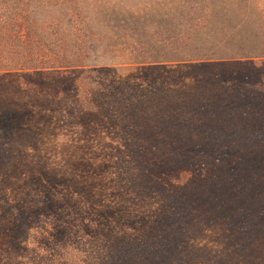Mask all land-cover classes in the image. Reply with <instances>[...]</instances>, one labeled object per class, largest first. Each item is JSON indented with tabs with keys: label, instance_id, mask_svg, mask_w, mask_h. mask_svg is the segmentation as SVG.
<instances>
[{
	"label": "rangeland",
	"instance_id": "374dc122",
	"mask_svg": "<svg viewBox=\"0 0 264 264\" xmlns=\"http://www.w3.org/2000/svg\"><path fill=\"white\" fill-rule=\"evenodd\" d=\"M131 1V7H137V1L143 2ZM153 2L158 17L167 14L175 22L167 23L162 30L180 29V7L169 0ZM27 11L41 18L37 25L27 23ZM49 13L53 14L54 8H46L41 0H0V69L5 68V61L16 62L30 50L42 48L54 55L53 29L44 39L34 34L42 29ZM48 77L0 71V264H115L110 255V251L117 252L113 244L136 250V257L129 258L133 254L129 253L130 261L121 264H252L249 257L253 252L264 257V231L249 230V239L240 236L246 222L242 228H233L234 221L225 218L226 203L209 208L198 202L184 211L176 202L161 200L165 193L161 197L153 194L145 205L129 193L114 197L115 186L127 184L130 178L125 172L136 166V160L126 157L133 148L126 139H132L135 133L117 134L103 124L88 127V118L76 117L75 109V114L72 112L71 79L62 83L58 74ZM63 91L67 96L62 95ZM161 101L157 100L159 105ZM240 105L226 103L221 107L235 119L226 124L217 118L212 121L228 129L230 135L209 132L202 147H195L197 150H185L183 145L180 148L171 136L167 138L168 146L163 139L158 140L159 145L154 139H142L133 152H142L153 166L155 158L150 153L156 151L155 147L175 157L177 163L181 158L182 165L189 164L187 159L193 160L190 165L194 167L186 168L188 181L184 187L180 191L172 187L171 193L181 203L183 199L194 201L189 192L205 191L220 181L219 176L217 180L211 178L214 174L225 179L235 174L236 182L246 179L247 185L245 173L249 168L244 169L237 155L247 158L253 152L264 154V118L258 120L257 109L247 111ZM126 117L131 121L129 115ZM159 117L168 119L169 114H152L151 121ZM209 120L204 123L206 127L211 125ZM77 125L82 128L78 130ZM119 138L121 145L117 144ZM223 149L235 155V164L228 170L217 164V153ZM82 164H88L87 171ZM93 180L110 187L103 189V200L90 199L84 192L82 184ZM261 198L264 200V196ZM108 202L115 211L106 212L104 205ZM152 231L153 236H148ZM158 240L164 242L163 247L148 248ZM259 258L256 260L264 264Z\"/></svg>",
	"mask_w": 264,
	"mask_h": 264
},
{
	"label": "trees",
	"instance_id": "16d2710c",
	"mask_svg": "<svg viewBox=\"0 0 264 264\" xmlns=\"http://www.w3.org/2000/svg\"><path fill=\"white\" fill-rule=\"evenodd\" d=\"M147 1H137V7H131V0H41L46 8L53 7L54 13L46 14L47 20L42 25L46 29L42 27L34 34L44 39L53 29L54 55L42 48L30 50L29 55L16 62L5 61V68L0 71L37 77L58 74L62 83L69 78L74 99L71 107L74 114L76 110V117L88 118L86 123L91 125L88 127L103 124L117 134L135 133V137L126 139L133 145L126 157L136 160V166L125 172L130 178L127 184L115 186L114 197L129 193L145 205L153 194L161 197L165 193L161 200L176 202L184 211L198 202L209 208L226 203L225 218L233 220L232 227L238 229L246 222L240 236L249 239V230L264 231L263 153H249L247 158L237 155L244 169L249 168L245 173L249 178L247 185L246 179L236 182L235 174L227 179L214 174L211 178L219 176L220 181L210 184L205 191L195 188L189 192L194 201L183 199L181 203L171 193L172 187L179 191L184 187L188 181L186 168L194 167L190 165L193 160L187 159L188 166L182 165L181 158L177 163L175 157L170 158L155 147L156 151L150 153L155 158L153 166L142 152L133 151L138 142L147 138L154 139L157 145L163 139L167 145V138L172 136L170 139L176 140L180 148L183 145L185 150H197L195 147H202L209 132L219 131L217 135L222 137L230 135L228 129L212 123L216 118L225 124L235 119L221 108L226 103L242 104L240 108L247 111H250L247 108L257 109L258 120L264 118V107L261 108L264 106V0H169L174 7H180L182 15L177 22L183 25L165 31L162 28L167 23H175L173 18L167 14L158 17L153 0ZM24 18L29 25H37L36 21L41 19L33 11H27ZM62 95L67 96V92L63 91ZM158 99L164 100L162 105ZM164 113L169 114L168 119L159 117L151 121L152 114ZM208 117L211 125L206 127ZM77 127L79 130L82 125ZM118 140L117 144L121 145L122 141ZM217 158V164L227 170L236 161L235 155L226 149L219 151ZM81 167L87 171L85 167L89 166ZM82 186L90 199L100 200L103 189L110 188L94 180ZM109 204L104 205L106 212L115 211ZM148 236H153V231ZM113 245L117 254L110 251V255L115 258V264L130 261L129 253H133L129 258L137 255L131 246ZM149 245L148 248L155 249L163 247L164 242L152 241ZM243 245L246 247L248 243ZM246 252L247 247L245 255ZM253 253L250 262L261 264L256 260L260 255ZM259 259L264 261V257Z\"/></svg>",
	"mask_w": 264,
	"mask_h": 264
}]
</instances>
